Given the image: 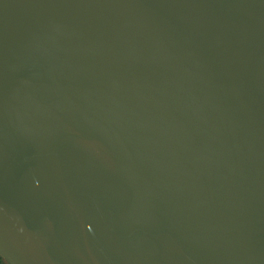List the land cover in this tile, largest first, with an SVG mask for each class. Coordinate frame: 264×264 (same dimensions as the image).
<instances>
[{
	"label": "water",
	"instance_id": "95a60500",
	"mask_svg": "<svg viewBox=\"0 0 264 264\" xmlns=\"http://www.w3.org/2000/svg\"><path fill=\"white\" fill-rule=\"evenodd\" d=\"M8 264H264V0H0Z\"/></svg>",
	"mask_w": 264,
	"mask_h": 264
},
{
	"label": "trees",
	"instance_id": "16d2710c",
	"mask_svg": "<svg viewBox=\"0 0 264 264\" xmlns=\"http://www.w3.org/2000/svg\"><path fill=\"white\" fill-rule=\"evenodd\" d=\"M3 261H5V260L0 256V264H2Z\"/></svg>",
	"mask_w": 264,
	"mask_h": 264
},
{
	"label": "rangeland",
	"instance_id": "374dc122",
	"mask_svg": "<svg viewBox=\"0 0 264 264\" xmlns=\"http://www.w3.org/2000/svg\"><path fill=\"white\" fill-rule=\"evenodd\" d=\"M4 264H8V262H6V261H5V263H4Z\"/></svg>",
	"mask_w": 264,
	"mask_h": 264
},
{
	"label": "flooded vegetation",
	"instance_id": "af4514ba",
	"mask_svg": "<svg viewBox=\"0 0 264 264\" xmlns=\"http://www.w3.org/2000/svg\"><path fill=\"white\" fill-rule=\"evenodd\" d=\"M5 263V261H3V263L2 264H4Z\"/></svg>",
	"mask_w": 264,
	"mask_h": 264
}]
</instances>
